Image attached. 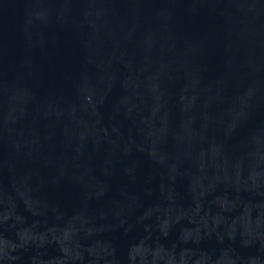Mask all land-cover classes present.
<instances>
[{
    "label": "water",
    "instance_id": "1",
    "mask_svg": "<svg viewBox=\"0 0 264 264\" xmlns=\"http://www.w3.org/2000/svg\"><path fill=\"white\" fill-rule=\"evenodd\" d=\"M0 264H264V0H0Z\"/></svg>",
    "mask_w": 264,
    "mask_h": 264
}]
</instances>
